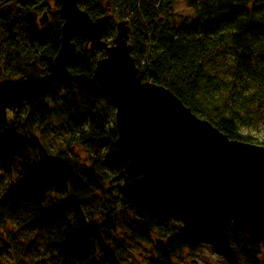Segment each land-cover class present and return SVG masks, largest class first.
Masks as SVG:
<instances>
[{
  "label": "trees",
  "instance_id": "obj_1",
  "mask_svg": "<svg viewBox=\"0 0 264 264\" xmlns=\"http://www.w3.org/2000/svg\"><path fill=\"white\" fill-rule=\"evenodd\" d=\"M175 2L79 5L93 20L109 17L106 41L131 20L144 81L170 90L231 140L264 147L242 132L264 123V0H186L189 18L172 11ZM60 9L57 0H0V225L12 264H182L207 241L232 249L231 264H264V241L175 205L133 168L116 113L72 85L82 79L105 96L93 74L106 53H91L77 36V58L55 64ZM46 12L50 22L41 26Z\"/></svg>",
  "mask_w": 264,
  "mask_h": 264
},
{
  "label": "water",
  "instance_id": "obj_2",
  "mask_svg": "<svg viewBox=\"0 0 264 264\" xmlns=\"http://www.w3.org/2000/svg\"><path fill=\"white\" fill-rule=\"evenodd\" d=\"M57 1L64 24L55 64L77 58V36L87 39L91 53H106L93 78L116 109L119 146L133 168L175 205L264 241V147L231 140L170 90L144 81L125 22L110 45L109 17L93 20L80 0ZM48 21L45 13L40 23Z\"/></svg>",
  "mask_w": 264,
  "mask_h": 264
},
{
  "label": "rangeland",
  "instance_id": "obj_3",
  "mask_svg": "<svg viewBox=\"0 0 264 264\" xmlns=\"http://www.w3.org/2000/svg\"><path fill=\"white\" fill-rule=\"evenodd\" d=\"M172 11L180 16L188 18L194 16V10L188 7L186 0H176V2L172 5ZM162 18H165V15H163ZM114 39L107 42L110 45H113L115 42ZM102 58L103 57H101V59ZM72 85L75 93L83 92L86 94L87 89H89L87 95L92 101H95L97 107L104 110L112 109L114 113H116L115 107H113L108 98L106 96H102L100 93H97L94 88H91L93 86L91 82L87 83L82 79H74L72 81ZM108 104L110 106H108ZM242 132L244 134H250L251 136L257 138L258 143L264 142V123L250 128H243ZM101 150L102 153L106 155V153L110 151V147L102 146ZM158 208L159 207H157L156 209ZM163 215L167 217L170 222H174L179 225H186L185 221L182 219H178L175 217L171 218L168 214L165 213ZM24 239V236H22V238L18 240L16 247H19L21 241H23ZM232 253V249L223 247L218 248L216 245H214L213 242L207 241L203 245L202 249H196L195 257L185 256L182 264H231L230 261H232ZM1 259L8 264H12L15 261L8 254L5 256V252H3V256L1 257Z\"/></svg>",
  "mask_w": 264,
  "mask_h": 264
},
{
  "label": "flooded vegetation",
  "instance_id": "obj_4",
  "mask_svg": "<svg viewBox=\"0 0 264 264\" xmlns=\"http://www.w3.org/2000/svg\"><path fill=\"white\" fill-rule=\"evenodd\" d=\"M4 245H8L12 247V243H10V241L7 238L3 237V238H0V252L4 251L3 250V248H5Z\"/></svg>",
  "mask_w": 264,
  "mask_h": 264
},
{
  "label": "bare ground",
  "instance_id": "obj_5",
  "mask_svg": "<svg viewBox=\"0 0 264 264\" xmlns=\"http://www.w3.org/2000/svg\"><path fill=\"white\" fill-rule=\"evenodd\" d=\"M131 20L130 19H128L127 21H123V22H125L126 24H127V26H128V28H129V22H130ZM120 23H122V21L121 22H119V24ZM129 43H130V45H131V39H130V28H129ZM131 47H132V45H131ZM138 68V67H137Z\"/></svg>",
  "mask_w": 264,
  "mask_h": 264
}]
</instances>
